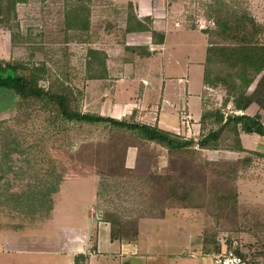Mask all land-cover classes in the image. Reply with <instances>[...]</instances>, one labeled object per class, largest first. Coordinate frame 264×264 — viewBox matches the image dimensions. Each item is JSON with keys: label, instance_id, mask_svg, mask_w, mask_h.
Segmentation results:
<instances>
[{"label": "rangeland", "instance_id": "rangeland-1", "mask_svg": "<svg viewBox=\"0 0 264 264\" xmlns=\"http://www.w3.org/2000/svg\"><path fill=\"white\" fill-rule=\"evenodd\" d=\"M220 1L249 10L264 28V0ZM113 2L23 0L15 7L10 30L0 28V58L24 64L25 76L37 77L40 86L65 92L80 113L157 127L154 119L160 111L166 129L197 142L200 135L198 127L193 130V120L200 116V99L206 111L226 100L222 86L202 84L208 42H220L202 33L214 29L206 18L213 0H150L153 10L148 17L156 14L169 22V27L151 25L163 32V48L151 44L150 33L125 34L127 3ZM76 5L88 9L87 31L65 26L68 9ZM132 10L138 17L133 4ZM256 41L264 44V29ZM137 46L145 47L151 58L126 49ZM90 50L105 54L104 65L101 55L91 59ZM260 78L241 100L229 97L224 113L238 115L236 102L247 100L261 110L254 102L264 103L263 86L256 87ZM143 80L149 86L144 87L148 102L142 105ZM144 113L153 120H146ZM186 121L189 133L186 127L183 131ZM257 138L244 137L243 144L262 149ZM251 157L254 169H247L250 157L203 152L197 146L184 154L167 153L109 126L69 123L52 108L20 102L1 89L0 264H72L78 254L89 255L81 264H126L108 253L109 241H103L102 233L96 239L89 230L83 212L91 203L88 190L95 191L92 206L98 219L106 212L119 218L124 229H139L143 252H174L176 246L162 242L192 236L185 243L194 250L200 242L204 253L205 241L210 251L214 245L223 253L237 249L247 264H264V189L249 199V190L238 184V177L263 174L260 159ZM97 240L100 246L93 253L90 241Z\"/></svg>", "mask_w": 264, "mask_h": 264}, {"label": "trees", "instance_id": "trees-1", "mask_svg": "<svg viewBox=\"0 0 264 264\" xmlns=\"http://www.w3.org/2000/svg\"><path fill=\"white\" fill-rule=\"evenodd\" d=\"M22 1L0 0V28L10 30L12 21L16 18L15 7ZM126 9L125 34L150 33L153 46H160L164 43L163 32L151 28L152 18L139 19L132 10L131 2L127 3ZM208 11L206 18L212 20L214 29L202 30V33H209L211 37L220 42L216 43L213 40L208 42L203 62L202 84L208 87L222 86L226 91V100L218 109L203 110L199 120L201 133L197 142L148 124L80 113L72 108L70 98L65 92L51 91L40 86L37 77L25 76L26 68L22 63L6 62L0 59V90L11 91L20 102L38 103L40 106L52 108L55 114L69 123L109 126L118 131L134 134L146 142L159 145L167 153L184 154L189 150H194V146H197L199 151L224 149L244 152L240 145L239 134L257 135L264 138V125L256 116L244 113L250 105L248 100L241 103L236 102V110L242 114L225 115L224 108L229 97L241 100L260 74L261 78L256 83V87L263 86L264 89V44L256 41L264 28L255 21L249 10L242 7L231 8L224 1L213 0V5L208 7ZM65 26L68 30L87 31L89 28L88 9L83 5L70 7L66 14ZM228 40H232L231 46L220 45L221 42ZM126 49L136 52L140 58L152 56V53L148 52L145 47L137 46ZM88 55H91L92 60L95 58L97 60L98 55H101L100 64L104 65L105 54L90 50ZM255 100V104L264 111V103L259 99ZM101 221L110 224L111 241H129L136 236L135 227L124 229V224L119 218L109 213L105 212ZM203 251L211 255L220 252L221 249L218 245H214L211 252L203 241ZM224 254L238 256L247 264L245 257L237 249L227 248ZM88 257L87 254H78L73 258L72 264H81Z\"/></svg>", "mask_w": 264, "mask_h": 264}, {"label": "crops", "instance_id": "crops-1", "mask_svg": "<svg viewBox=\"0 0 264 264\" xmlns=\"http://www.w3.org/2000/svg\"><path fill=\"white\" fill-rule=\"evenodd\" d=\"M134 0H114L113 4L117 5V6H123L124 4L131 2L133 5H135V7L138 10V17L143 18V17H148L151 13V10H153L152 8V4L149 0H135L137 2V4L133 3ZM153 17V24L154 26H160L162 27L163 25H165L166 27H169V22L168 21H161L159 19H161L159 16H152ZM159 18V19H158ZM154 30H156L154 28ZM160 30V29H159ZM1 32V31H0ZM2 33H0V48L2 45ZM166 34V32H165ZM135 34H132V36H134ZM141 34L137 35L140 36ZM145 33H142L143 37H147L145 36ZM164 43H165V39H164ZM164 43L162 45V47L160 46V48H163ZM108 53V52H106ZM1 54V53H0ZM108 55V54H107ZM151 58V57H149ZM1 60H3L2 58H0ZM143 59H148V58H143ZM144 79V78H143ZM149 84L147 81L143 80V85H140V90H141V98H142V105L143 104H147L148 101H146V93L148 90L145 91L144 87H148ZM203 85H202V89H203ZM143 93H144V97H143ZM141 102V101H140ZM168 102V103H167ZM169 100H165V106L167 107V104H169ZM200 103H201V112H200V116L197 120H193L194 123L193 124V130L196 128L197 129V135H200L201 133V126L199 123L200 117L202 115V112L204 110V105L203 102L200 99ZM149 104V103H148ZM149 106H147L146 109H148ZM244 113L246 115L249 116H256L259 121L264 125V111L263 110H259L258 107L255 106H249ZM142 114V112H141ZM239 114H242V112H239ZM165 115V114H164ZM228 115V114H225ZM143 116L145 117V119L147 120H153L152 118H150L148 113H144ZM143 117V118H144ZM189 119V118H188ZM154 125L156 124L158 128L163 129L165 131H169V129H166V127H164L163 125L165 124L163 119H160V111H158V114L156 116V118L154 119ZM188 126H185V124ZM163 124V125H162ZM162 125V127L160 126ZM184 129L183 131H185V127L188 128V133L190 131V126H189V122L186 121L184 122ZM195 127V128H194ZM250 136H256L258 143L262 146V149H253V148H248L247 146H245L243 144V139L244 137H250ZM239 140H240V145L242 147V149L244 150V152H234V151H227L224 149H219L217 150V152L223 153V154H229V155H233L238 157V159H243L244 157H250L249 158V164L254 163V160L252 159L251 156H253V158H257V160L260 159V162H262L261 167L264 168V138L259 137L257 135H247L244 133H240L239 134ZM253 142V141H252ZM203 152H210V150H203ZM256 165V164H255ZM254 169V167H252L251 165H248L247 169ZM245 169V167H244ZM259 171H261L260 176H250V177H238V184L242 187L244 186L247 190H249L248 192V198L249 199H253V197L255 198V196L253 195V192L256 190H263L264 189V170H261V168L259 169ZM87 193V197H89V205H87V207L85 208V210L83 212H87V217L89 219L88 225L90 226L89 230L92 231L95 235L96 239L98 237V235L100 233H102L104 235V242L109 241V245L106 244V247L109 250V254L113 255L116 254L118 258L123 259L126 262V264H212L211 261V256L210 254H206L203 253L201 250V243L198 242V244L196 245V249L198 250H194L192 249V244H186L185 241H190L191 238H193L192 236H186V237H182L180 239H174L171 240L169 242H162L166 247H170V246H176L174 248V252H170L167 254H150V253H146V250L143 252V250L141 249V247L138 244L137 238H138V232L139 229L136 227V236H135V240L128 242V241H111L110 240V224L104 221H101L100 219H98L96 217V214L94 215V209H93V204L95 202L96 196H95V191L88 190ZM264 193V192H263ZM262 197H264V194L262 195ZM239 198V196H238ZM151 220H155V219H151ZM91 235V236H92ZM91 239V238H90ZM90 243L92 244L91 247V252L95 253L97 252L98 248H99V242L98 240L96 241L95 244H93V242L90 241ZM160 244V243H159ZM114 251H117L114 253ZM200 257V259L198 258Z\"/></svg>", "mask_w": 264, "mask_h": 264}, {"label": "built area", "instance_id": "built-area-1", "mask_svg": "<svg viewBox=\"0 0 264 264\" xmlns=\"http://www.w3.org/2000/svg\"><path fill=\"white\" fill-rule=\"evenodd\" d=\"M212 264H246L240 257L216 252L210 255Z\"/></svg>", "mask_w": 264, "mask_h": 264}]
</instances>
